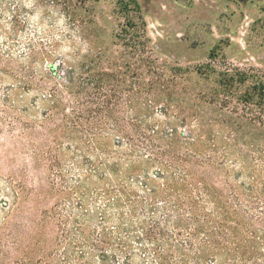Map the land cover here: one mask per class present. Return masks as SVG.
<instances>
[{"label": "trees", "instance_id": "obj_1", "mask_svg": "<svg viewBox=\"0 0 264 264\" xmlns=\"http://www.w3.org/2000/svg\"><path fill=\"white\" fill-rule=\"evenodd\" d=\"M25 1L0 0V53L16 63L15 71L0 68V79L14 81L3 105L15 110V91L36 90L32 106L40 100L42 116H62L48 148L53 247L20 264H264V83L245 86L246 74L223 73L211 90L219 106L234 98L253 116H182V103L171 111L166 100L161 122L151 83L145 94L132 88L133 115L120 119L116 99L100 103L98 53L88 63L54 58L55 44L28 28ZM29 1L35 8L43 0ZM51 59L39 79L55 82L34 86L37 65ZM159 85L156 97L170 94ZM7 184L4 210L20 193Z\"/></svg>", "mask_w": 264, "mask_h": 264}, {"label": "rangeland", "instance_id": "obj_2", "mask_svg": "<svg viewBox=\"0 0 264 264\" xmlns=\"http://www.w3.org/2000/svg\"><path fill=\"white\" fill-rule=\"evenodd\" d=\"M24 3L33 9L28 28L55 44L54 58L73 64L84 56L88 63L98 53V71L104 74L99 100L116 99L120 119L133 115L128 107L132 88L145 94L151 83L155 92L162 83L172 94L164 89L149 98L161 122L159 110L166 100L173 101L171 111L182 103V116L254 114H244L234 98L220 100L219 106L210 93L223 73L246 74L245 86L264 83V0H43L35 8L29 0ZM53 62L37 65L34 86L53 85L51 78L39 79ZM15 64L0 53V68L15 71ZM13 83L9 76L0 79V264L35 262L51 250L56 231L50 218L55 194L48 148L62 115L42 116L45 105L37 100L32 106L39 97L36 90L15 91V110L6 109L5 89ZM64 98L66 104L71 97ZM79 99L84 96L74 101ZM9 180L20 186V193L4 210V202L12 200Z\"/></svg>", "mask_w": 264, "mask_h": 264}]
</instances>
